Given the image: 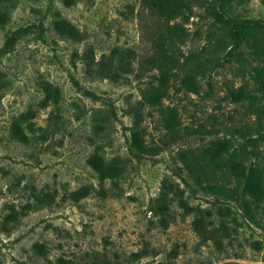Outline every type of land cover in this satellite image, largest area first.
I'll use <instances>...</instances> for the list:
<instances>
[{"label": "rangeland", "instance_id": "obj_1", "mask_svg": "<svg viewBox=\"0 0 264 264\" xmlns=\"http://www.w3.org/2000/svg\"><path fill=\"white\" fill-rule=\"evenodd\" d=\"M0 264H264V0H0Z\"/></svg>", "mask_w": 264, "mask_h": 264}, {"label": "trees", "instance_id": "obj_2", "mask_svg": "<svg viewBox=\"0 0 264 264\" xmlns=\"http://www.w3.org/2000/svg\"><path fill=\"white\" fill-rule=\"evenodd\" d=\"M2 16H5L4 11H2ZM251 22L252 21L250 19H244L236 21L235 23H231V26L235 32H239L237 29L245 30L250 26ZM125 52L126 50L116 48L109 54L102 55L100 59L95 62L94 58L91 56V62H94L96 67H94L93 63H88V66L90 69L98 72L100 76H115L118 74V70L121 68L124 70L127 67L132 66L131 58L129 59V56H127ZM239 91L240 90H238V93H240ZM153 100L156 101L157 97H154ZM128 112L134 115V122L133 125L129 127L130 137L127 138V140L130 142V144L137 147L138 149L145 150L146 144L141 133L142 129L140 128V120L142 116L141 110L136 106V104L131 103L128 106ZM16 135L23 140L28 138L19 126L16 128ZM93 167L97 173H99V178L101 180L116 176L120 169L118 157H100ZM174 200L178 202L179 206L184 210L185 213L194 214V229L197 230L199 234L204 235L208 230V224L212 223L211 210L202 208L200 206L191 205L183 196V191L178 185L173 183L170 184L164 181V184L162 185L158 195L153 199L151 209L152 211L159 212L163 217V220H166L167 216L170 214L171 203Z\"/></svg>", "mask_w": 264, "mask_h": 264}]
</instances>
